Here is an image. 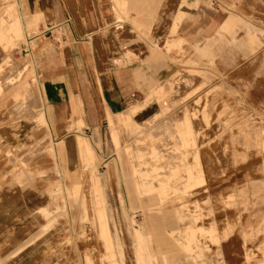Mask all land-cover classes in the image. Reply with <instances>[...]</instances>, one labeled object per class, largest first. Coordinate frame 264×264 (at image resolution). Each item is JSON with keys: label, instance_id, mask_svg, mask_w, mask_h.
<instances>
[{"label": "rangeland", "instance_id": "1", "mask_svg": "<svg viewBox=\"0 0 264 264\" xmlns=\"http://www.w3.org/2000/svg\"><path fill=\"white\" fill-rule=\"evenodd\" d=\"M243 15L165 42L174 68L147 121L107 115L102 143H34L36 159L17 148L16 181L53 182L50 264H264V28Z\"/></svg>", "mask_w": 264, "mask_h": 264}, {"label": "crops", "instance_id": "2", "mask_svg": "<svg viewBox=\"0 0 264 264\" xmlns=\"http://www.w3.org/2000/svg\"><path fill=\"white\" fill-rule=\"evenodd\" d=\"M243 13L264 28V0H0V150L13 153L0 156V264H50L52 236L37 233L53 182L47 169L16 181L17 148L36 159L34 143H102L107 115L147 121L174 68L165 42L211 39Z\"/></svg>", "mask_w": 264, "mask_h": 264}, {"label": "bare ground", "instance_id": "3", "mask_svg": "<svg viewBox=\"0 0 264 264\" xmlns=\"http://www.w3.org/2000/svg\"><path fill=\"white\" fill-rule=\"evenodd\" d=\"M28 91V90H27ZM30 93V92H29ZM26 94H28L27 92H26ZM26 94H25V96H26ZM27 97H30V96H27ZM27 100V99H26ZM28 100H30V99H28ZM42 121L44 122V119H42ZM69 145H71V146H73L74 148H77V149H82L83 147H82V144H81V141H79V140H74L73 142H71V143H69ZM84 146V145H83ZM86 150H89L88 149V147L86 146ZM43 210H45V209H43ZM47 229V228H46ZM106 232H107V230H106ZM107 236H109L108 235V232H107Z\"/></svg>", "mask_w": 264, "mask_h": 264}]
</instances>
